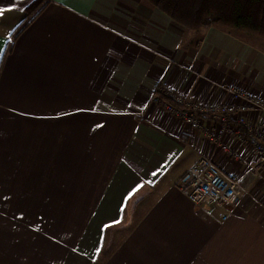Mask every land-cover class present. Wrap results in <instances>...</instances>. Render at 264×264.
I'll list each match as a JSON object with an SVG mask.
<instances>
[{"label": "crops", "instance_id": "1", "mask_svg": "<svg viewBox=\"0 0 264 264\" xmlns=\"http://www.w3.org/2000/svg\"><path fill=\"white\" fill-rule=\"evenodd\" d=\"M32 1L0 0V264H264L253 141L228 152L204 134L215 121L152 101L160 85L264 101V37L188 29L147 0H45L26 23ZM200 156L242 177L232 208L176 186Z\"/></svg>", "mask_w": 264, "mask_h": 264}, {"label": "built area", "instance_id": "2", "mask_svg": "<svg viewBox=\"0 0 264 264\" xmlns=\"http://www.w3.org/2000/svg\"><path fill=\"white\" fill-rule=\"evenodd\" d=\"M161 91L167 99L160 103V97L154 90L152 101L182 118L192 128H201L204 120L215 121L216 123L213 122L204 128V134L224 150L232 152L225 141L227 136L236 134L241 141L251 139L258 155V163L264 166V122L255 124L248 121L245 116L247 112L264 113L263 100L240 90H234L243 100L241 105H208L188 99L181 92L165 88ZM241 180V176L225 172L212 157L200 156L185 170L176 182V186L198 206H206L209 209L214 206L230 209L241 198ZM221 216L222 219L227 218L226 213H222Z\"/></svg>", "mask_w": 264, "mask_h": 264}, {"label": "trees", "instance_id": "3", "mask_svg": "<svg viewBox=\"0 0 264 264\" xmlns=\"http://www.w3.org/2000/svg\"><path fill=\"white\" fill-rule=\"evenodd\" d=\"M44 1L34 0L29 4L26 23L43 7ZM147 1L188 29L196 30L216 25L238 34L264 37V0ZM162 88L164 86L160 85L155 89L160 103L167 99L161 91Z\"/></svg>", "mask_w": 264, "mask_h": 264}, {"label": "snow or ice", "instance_id": "4", "mask_svg": "<svg viewBox=\"0 0 264 264\" xmlns=\"http://www.w3.org/2000/svg\"><path fill=\"white\" fill-rule=\"evenodd\" d=\"M3 10H0V14H2Z\"/></svg>", "mask_w": 264, "mask_h": 264}]
</instances>
